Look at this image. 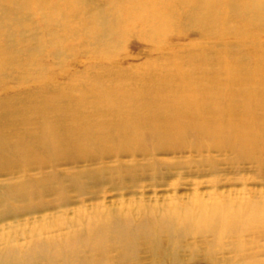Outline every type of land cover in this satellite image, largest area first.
I'll return each mask as SVG.
<instances>
[{"label": "rangeland", "instance_id": "374dc122", "mask_svg": "<svg viewBox=\"0 0 264 264\" xmlns=\"http://www.w3.org/2000/svg\"><path fill=\"white\" fill-rule=\"evenodd\" d=\"M98 82L142 89L160 104L150 124L188 136L155 151L74 149L0 165V264H67L73 241L93 249L125 236L111 228L101 238L93 218L126 230L158 223L150 244L132 233L139 264H264V0H0L2 131L27 139L50 111L45 100L84 104ZM176 95L185 107L169 114ZM19 101L30 106L10 127ZM211 124L229 138L196 132ZM171 237L176 252L152 253ZM113 255L101 264H128ZM81 257L73 264H99Z\"/></svg>", "mask_w": 264, "mask_h": 264}, {"label": "bare ground", "instance_id": "6f19581e", "mask_svg": "<svg viewBox=\"0 0 264 264\" xmlns=\"http://www.w3.org/2000/svg\"><path fill=\"white\" fill-rule=\"evenodd\" d=\"M111 85L112 84H109L108 90H102L103 88H99L102 87L101 82H98L95 85L97 87L95 88V92L82 95L84 97H82V99L85 101L83 102L84 104H68L61 99L45 100V104L48 105V107L45 106V108H50V111L45 109L42 110L44 115L35 122L37 128L35 130L26 131L27 139L21 138V136L15 134H8L7 131H12V129L2 131L4 127L1 125L0 165L20 167L32 161H40L42 157L55 158L60 154H64V152H72L74 149L85 151L104 148L119 153H122V151L133 152L145 149L155 151L159 148H163V145H170L188 136L190 130L184 128L182 125L165 124V126H155L150 124V119L147 114H150L151 106H160V104L155 101L157 100L156 98H153L149 94H147L149 96L147 99L141 98L142 89L132 90L133 88L130 86L128 87V85L115 88ZM161 91L163 90H157L155 94H159ZM174 99L175 100H171L167 103L169 114L179 111V109L184 106L183 102L180 101V96L176 95ZM21 102L22 101L16 103L11 102L13 105H19L20 107L19 109L16 108L17 112H6V125L12 127L15 116L18 114L20 116L23 112L22 110L29 108L30 104L27 105ZM95 104L103 110L108 109L115 117L91 115L88 109L90 105ZM1 110H5L2 104H0V112ZM136 114L139 116L138 122H135ZM68 115H71L72 118H68L67 120ZM47 118H49L48 122H46ZM68 122H70V124ZM5 127L7 128V126ZM61 127H66L67 132L62 133L64 136L60 133ZM196 132L206 133L207 135L215 136V138H223V136L224 138L226 136L229 138L230 135L228 130H218L217 127L212 126V124L205 128L198 129ZM65 137L69 140L68 145H64L63 138ZM151 143H155L153 148H150ZM26 146H28L27 148L29 149H26ZM85 177L87 181L96 180V176L94 175H85ZM91 221H93L91 222V226L95 225L96 222L99 224L97 233L100 234L101 238H103L104 233L110 234L111 228L114 229L113 233L126 232L125 236L119 240H113L112 243L114 246L108 245L107 247L106 244H104L105 246H101L100 244L107 242L108 238L103 242H101L103 239H97L98 241H95L93 249L92 246L89 245V243H92L90 241L84 239H82L80 243L73 241L65 250V261L67 264H73L76 258L79 260L85 259L81 257L85 255V253L88 255H92L93 253L97 258L95 263L101 264L107 256L113 255L111 252L117 253V256L113 255L116 257V261H122L128 264H139L134 258L138 254V245L141 243L142 238L139 240L137 236L132 235L139 231V234L141 233L145 237L144 243L150 244L154 240L153 233L156 232L154 229L158 227V223H153L152 225L139 224V228L133 229L130 227L126 230V226H117L110 220L98 221V219L95 220V218H93ZM173 221H177L176 218L165 221V223L161 222L159 226L161 229H168L170 225L174 223ZM88 231L90 232L91 230ZM89 235L90 233L88 236ZM174 239L175 237H171L173 246L170 247H164L159 243L153 244L151 248L152 253L162 256L163 254H171L172 251L176 252L178 246H176L177 242ZM88 261L89 258L86 259L84 263L89 264Z\"/></svg>", "mask_w": 264, "mask_h": 264}]
</instances>
